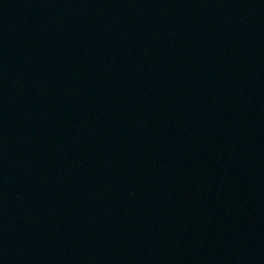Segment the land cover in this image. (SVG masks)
Here are the masks:
<instances>
[{
	"label": "water",
	"instance_id": "obj_1",
	"mask_svg": "<svg viewBox=\"0 0 264 264\" xmlns=\"http://www.w3.org/2000/svg\"><path fill=\"white\" fill-rule=\"evenodd\" d=\"M0 264H264V0H0Z\"/></svg>",
	"mask_w": 264,
	"mask_h": 264
}]
</instances>
